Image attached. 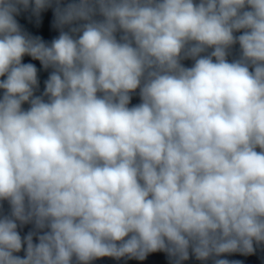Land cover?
I'll return each mask as SVG.
<instances>
[{
  "label": "clouds",
  "instance_id": "1",
  "mask_svg": "<svg viewBox=\"0 0 264 264\" xmlns=\"http://www.w3.org/2000/svg\"><path fill=\"white\" fill-rule=\"evenodd\" d=\"M260 247L264 0H0V264Z\"/></svg>",
  "mask_w": 264,
  "mask_h": 264
}]
</instances>
